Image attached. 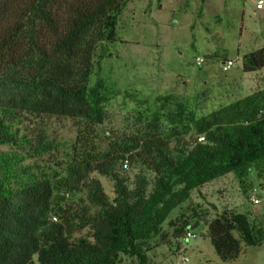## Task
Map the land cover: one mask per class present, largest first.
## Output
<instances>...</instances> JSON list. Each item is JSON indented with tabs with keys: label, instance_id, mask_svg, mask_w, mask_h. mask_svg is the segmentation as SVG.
<instances>
[{
	"label": "trees",
	"instance_id": "1",
	"mask_svg": "<svg viewBox=\"0 0 264 264\" xmlns=\"http://www.w3.org/2000/svg\"><path fill=\"white\" fill-rule=\"evenodd\" d=\"M127 1L0 0V146L28 145L17 128L25 116L82 121L78 147H72L59 186L82 187L93 208L92 214L83 207L61 208L48 177L36 175L19 153L0 149V264H118L119 256L147 264V241L161 235V224L189 192L217 177L242 179L249 168L264 167V107L252 98L205 121L198 132L203 142L192 141L177 158L162 155L154 141L128 139L135 153L116 150L117 158L129 165L138 161L154 173L149 191L141 176L130 188L113 172L117 158L95 151L94 128L103 121L104 97L101 84L88 87V81L100 53L116 41L117 17ZM263 66L264 48L241 57L243 73ZM93 172L111 177V200L98 180L88 178ZM192 217L193 210L169 221L170 238L185 239ZM85 226L92 241L73 237ZM205 226L221 262L235 260L241 243L260 246L263 240L244 214L229 210Z\"/></svg>",
	"mask_w": 264,
	"mask_h": 264
},
{
	"label": "rangeland",
	"instance_id": "2",
	"mask_svg": "<svg viewBox=\"0 0 264 264\" xmlns=\"http://www.w3.org/2000/svg\"><path fill=\"white\" fill-rule=\"evenodd\" d=\"M256 2L128 0L117 17L116 41L100 53L98 69L88 81V87L100 83L104 97L103 121L94 128L95 151L117 158L116 150L135 153L128 139H146L154 141L162 155L177 158L192 141L203 142L198 133L202 124L226 107L246 98L264 107V66L256 72L241 71V57L264 48V5L257 10ZM196 57L202 59L200 66L194 64ZM226 60L232 66L223 71ZM82 124L25 116L17 128L28 145L0 149L19 153L36 175L48 177L62 199L61 208L83 207L92 214L82 187L59 186L71 164L72 147H78ZM39 145L48 150L38 151ZM112 168L130 188L136 176L144 178L147 191L153 184L154 173L138 161L129 165L117 158ZM88 178L98 180L109 200L114 197L111 177L93 172ZM191 210L195 213L188 223L191 237L171 239L167 223L181 214L189 217ZM223 210L244 214L263 239L260 246L241 243L238 257L229 262L219 261L206 237L205 223ZM158 232L160 236L147 241V264H264V167L249 168L242 179L226 174L189 192ZM91 233L85 226L73 237L92 241ZM233 236L237 238L236 233ZM119 257L118 264H136L132 258ZM181 257L187 261L180 263Z\"/></svg>",
	"mask_w": 264,
	"mask_h": 264
},
{
	"label": "built area",
	"instance_id": "3",
	"mask_svg": "<svg viewBox=\"0 0 264 264\" xmlns=\"http://www.w3.org/2000/svg\"><path fill=\"white\" fill-rule=\"evenodd\" d=\"M263 4H264V2H263V0H257V2H256V5H255V7H256V9L258 10V9H261L262 7H263ZM201 63H202V59H200V58H198V57H196L195 59H194V64L196 65V66H200L201 65ZM232 66V61H230V60H226L225 62H223L222 64H221V69L223 70V71H227L230 67ZM250 201L252 202V203H257V200L256 199H250ZM52 220L53 221H55V218H52ZM186 237L188 238V237H191V231H188L187 233H186ZM187 261V259L185 258V257H181L180 258V263H185Z\"/></svg>",
	"mask_w": 264,
	"mask_h": 264
},
{
	"label": "crops",
	"instance_id": "4",
	"mask_svg": "<svg viewBox=\"0 0 264 264\" xmlns=\"http://www.w3.org/2000/svg\"><path fill=\"white\" fill-rule=\"evenodd\" d=\"M264 5V4H263ZM262 9V8H261ZM259 10V9H258Z\"/></svg>",
	"mask_w": 264,
	"mask_h": 264
}]
</instances>
